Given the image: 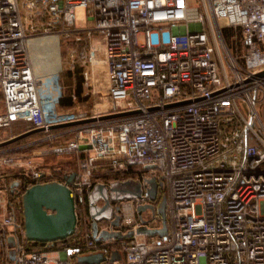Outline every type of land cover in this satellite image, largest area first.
Instances as JSON below:
<instances>
[{
    "label": "built area",
    "instance_id": "obj_1",
    "mask_svg": "<svg viewBox=\"0 0 264 264\" xmlns=\"http://www.w3.org/2000/svg\"><path fill=\"white\" fill-rule=\"evenodd\" d=\"M86 21L91 26H81ZM34 23L43 33L86 41L81 76L91 94L99 89L96 60L105 61L104 99L88 110L60 111L58 75L42 92L28 54L27 26L36 29ZM223 28L239 31L243 55ZM166 32L168 43L152 44L153 34ZM262 71L264 0H0V143L39 130L23 147H0V264H76L91 253L110 264L113 251L122 264H264ZM19 123L26 129L14 132ZM49 154L70 159L48 165ZM73 172L77 225L70 244L28 249L25 189L64 184ZM122 177L138 181L140 195L118 209L110 200L111 218L92 219L90 192ZM149 180L159 185L156 201ZM162 196L167 233L138 234L142 226L162 227L156 212H137L156 208ZM102 232L132 235L97 240Z\"/></svg>",
    "mask_w": 264,
    "mask_h": 264
},
{
    "label": "water",
    "instance_id": "obj_2",
    "mask_svg": "<svg viewBox=\"0 0 264 264\" xmlns=\"http://www.w3.org/2000/svg\"><path fill=\"white\" fill-rule=\"evenodd\" d=\"M264 76V71L258 74ZM39 130H33L28 133L21 134L7 142L0 143V147L13 144L21 139L28 137L31 134L37 133ZM76 173L73 172L70 175L64 177V184L56 181L36 183L35 185L26 188L22 198V214L24 222V235L29 242L39 243H51L56 241L65 240L74 235L77 225V214L75 208V201L71 194L69 184H72ZM43 177V175H41ZM150 188L148 190L149 197L152 201L157 200L158 184L155 180L148 181ZM13 186H17L14 183ZM105 187L103 185L98 186V198L104 202V205L100 209L91 214L92 219L100 220V217L107 212L110 207V200H113L112 195H106L103 192ZM140 185L137 184L133 188L128 187L125 183L114 186L110 191L115 193L114 196L133 199L138 197ZM151 210L156 212L162 221V227L159 229H148L144 226L137 229L138 234H146L149 236H163L167 233L166 225V199L162 196L158 202L156 208L153 205L140 206L137 208L138 216L141 217L142 212L145 210ZM118 210L115 212L114 225L118 224L119 214ZM94 236H96V224L93 226ZM132 233L121 235L119 232L108 233L102 232L97 237L98 239L115 238L120 239L123 237H129ZM8 244L12 245V238L8 239ZM11 260L14 259V255L10 256ZM104 260L102 253H91L79 255L75 258L76 264H99ZM122 255L119 251H113L110 259V264L113 262H119L122 264Z\"/></svg>",
    "mask_w": 264,
    "mask_h": 264
},
{
    "label": "rangeland",
    "instance_id": "obj_3",
    "mask_svg": "<svg viewBox=\"0 0 264 264\" xmlns=\"http://www.w3.org/2000/svg\"><path fill=\"white\" fill-rule=\"evenodd\" d=\"M77 14V19L79 20L83 13L82 11H77L76 12ZM27 22V21H26ZM220 24H223V21L221 20L220 21ZM27 25V23H26ZM27 35H38L40 34V30L39 29H31L30 26H27ZM42 32V31H41ZM170 35L171 33L169 32H166V33H163L161 36L158 35V34H153L151 36V41H152V44H158V43H163V44H166L169 42V39H170ZM223 35L225 37V40L227 41L228 45L232 48H235L237 49V52L239 55H243L245 53V47L242 45V42L240 41V33L239 31H237L236 33L234 32L233 29L231 28H223ZM86 41L82 42L81 44H78V47L79 48H83L84 44H85ZM70 49V42L68 40H66L65 44H64V56H65V59H66V62L68 60V62L66 63V69L64 70L63 72V84L65 85V96L68 95V94H72L73 93V89L75 87V79L72 78V77H69L68 74H67V71H70V70H67V68L69 67L72 60H76V56L75 53L72 54L73 56H70V52H68L67 50ZM80 58V55L78 54L77 56V59ZM78 63L77 64H72L73 67L75 66L76 68L79 69L80 73L82 71V64H81V60L79 59V61H77ZM96 65L97 66H100L99 67V74H98V78H99V89L97 91V93L95 94H91L90 91H88L82 84V89H83V97H85V100L82 101V103L79 101V100H74L76 103H74V105L70 108V109H73V108H79V109H85V110H88V109H91L93 107V105L95 103H99L100 102V97L104 99V96L103 94H105V89L108 85V82H107V78H106V67H105V61L102 59V58H97L96 60ZM105 67V68H104ZM80 82L82 83V76H80ZM241 109H242V105L241 103H239ZM0 111H2V104L0 102ZM61 111V110H60ZM23 129L19 130L17 129L16 127H14V132H19V131H22ZM2 131H0V136L2 135ZM31 140H33V138H30V137H27V138H24V139H21L17 142L14 143V147H23L25 146L26 144H28ZM46 148H48L49 146H45ZM37 149H40L39 147L38 148H35V149H32V151H35ZM26 153V152H25ZM24 153V154H25ZM68 159H70L69 157H64V156H61V157H57L56 155H48L44 158V161L46 164L50 165V164H66ZM67 176V175H65ZM125 183L126 185H128V187L130 188H133L135 185L139 184L138 181L136 180H128V181H125V182H119V181H114L111 183L110 185V189L105 187L103 189V192L104 194L106 195H112L114 197V199L112 200L115 204H114V208L118 209V205L120 202H122L123 200H127V198H122V197H116L114 196L115 193H111V189L114 187V186H117V185H121ZM141 193V190H139V194ZM161 195V192H159V196ZM88 200H89V213H90V216L91 214L97 212L99 209H100V206L98 204L99 202V198H98V186H96L89 194V197H88ZM112 207H109L107 212H105L101 217H100V220L101 219H110L111 216L113 215V209ZM150 215V213H149ZM11 255H14L13 252H11Z\"/></svg>",
    "mask_w": 264,
    "mask_h": 264
},
{
    "label": "crops",
    "instance_id": "obj_4",
    "mask_svg": "<svg viewBox=\"0 0 264 264\" xmlns=\"http://www.w3.org/2000/svg\"><path fill=\"white\" fill-rule=\"evenodd\" d=\"M83 18L81 17L80 20ZM84 22V21H82ZM26 23V19H25ZM90 21H86L84 24L82 23L81 26L89 27L91 26ZM36 26V29L40 30V34L37 36L35 35H29L28 40V54L31 61V65L33 68L34 75L38 81L42 83V92H46L47 87L45 85V82L52 81L53 78L58 75L59 79L61 81V85L63 87V97L65 96V85L63 84V72L66 69V59L64 56V44L66 40L70 42V49L67 51L70 52V56H73L72 54L75 53L74 56H76V60H72V64H77L80 58L77 59L78 54L80 55L81 50L83 48H79L78 44L74 41L75 35H71L69 38H67L62 33H43L41 26H39L37 23H34ZM42 31V32H41ZM99 58H101L99 56ZM70 64L67 70H70L71 72L74 71L76 68L75 66ZM99 67L96 65V75L99 74ZM105 68V67H104ZM83 70V69H82ZM106 71V69H105ZM82 72V71H81ZM107 72V71H106ZM82 73H80L81 75ZM44 83V84H43ZM82 86V83H81ZM82 95H83V89H82ZM73 99L76 100V97L73 96ZM70 108H62L61 111L69 110Z\"/></svg>",
    "mask_w": 264,
    "mask_h": 264
},
{
    "label": "trees",
    "instance_id": "obj_5",
    "mask_svg": "<svg viewBox=\"0 0 264 264\" xmlns=\"http://www.w3.org/2000/svg\"><path fill=\"white\" fill-rule=\"evenodd\" d=\"M67 74L69 77H72L75 79V87L73 89L72 94H68L62 98V100L60 101V104H59V110H61L62 108H71L74 105V103H76L73 99V96H75L76 100H79L81 103L83 100H85V97H83V95H82V87H81V82H80V76L81 75H80L79 69L75 68L73 72L67 71ZM0 102L2 104L1 93H0ZM16 128L19 130H21V129L25 130L26 124L19 123L16 125ZM126 179H127L126 177H122V178H118L116 180L124 182V181H127ZM78 218H79L78 223L81 224L82 223L81 212L78 213ZM70 242H71V238H69L68 240H61V241H56V242H51V243L29 242L26 240L25 243H26L28 249H30V250L48 251V250L59 249L66 244H70ZM81 254H83V252H81Z\"/></svg>",
    "mask_w": 264,
    "mask_h": 264
},
{
    "label": "bare ground",
    "instance_id": "obj_6",
    "mask_svg": "<svg viewBox=\"0 0 264 264\" xmlns=\"http://www.w3.org/2000/svg\"><path fill=\"white\" fill-rule=\"evenodd\" d=\"M224 22V21H223Z\"/></svg>",
    "mask_w": 264,
    "mask_h": 264
}]
</instances>
